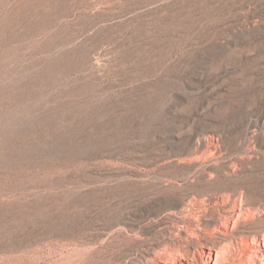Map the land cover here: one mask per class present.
<instances>
[{"label": "rangeland", "instance_id": "rangeland-1", "mask_svg": "<svg viewBox=\"0 0 264 264\" xmlns=\"http://www.w3.org/2000/svg\"><path fill=\"white\" fill-rule=\"evenodd\" d=\"M161 254L264 264V0H0V264Z\"/></svg>", "mask_w": 264, "mask_h": 264}, {"label": "bare ground", "instance_id": "bare-ground-1", "mask_svg": "<svg viewBox=\"0 0 264 264\" xmlns=\"http://www.w3.org/2000/svg\"><path fill=\"white\" fill-rule=\"evenodd\" d=\"M185 239H186V237H185ZM186 241H188V242L191 241L192 243H195L194 239H189V237L186 239ZM191 242H190V243H191ZM188 245H189V243H188ZM208 246H209V245H208ZM161 256H162V254H161ZM161 256H160V255H157V256H156V262H157V261H161V262H163V263H165V264L168 263V259H169V258L167 259V257H164V256L161 257ZM187 256H189V255H187ZM185 257H186V256H185ZM163 258H164V259H163ZM186 258L188 259V257H186Z\"/></svg>", "mask_w": 264, "mask_h": 264}]
</instances>
